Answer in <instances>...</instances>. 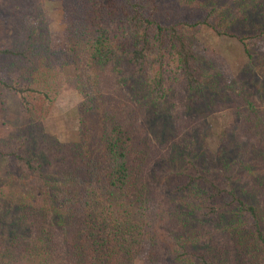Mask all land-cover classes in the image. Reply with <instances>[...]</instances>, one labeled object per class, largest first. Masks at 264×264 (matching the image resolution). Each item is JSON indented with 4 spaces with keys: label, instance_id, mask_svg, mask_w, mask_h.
<instances>
[{
    "label": "trees",
    "instance_id": "1",
    "mask_svg": "<svg viewBox=\"0 0 264 264\" xmlns=\"http://www.w3.org/2000/svg\"><path fill=\"white\" fill-rule=\"evenodd\" d=\"M61 1L69 46L64 52L59 51L57 58L64 61L49 63L44 57L43 64L34 65L31 56L43 45L48 32L42 22L16 25L11 32L13 46L0 49L2 66L16 71L18 76L8 81L0 78V87L13 89L21 99H25L22 98L25 94L37 93L41 100L47 101L52 100L54 85L59 82V86H66L80 96L78 141L59 143L37 131L30 139L28 130L33 133L37 130L31 122L28 130L25 126L20 128L19 135L11 136L10 141L0 140V156L10 158L17 165L14 168L24 172L26 185L16 198L21 200L22 211L14 219L10 231L13 235L6 248L12 251L17 247L22 253L17 258L23 264H134L137 259L142 264H191L188 258L195 256L205 261L203 256L209 254L211 243L207 241L202 247L199 232L190 236L187 232L188 222L198 217H181L175 227L177 231L165 229L166 233L157 234V224L173 217H153L157 207L152 201L154 191L148 172L153 155L149 139L140 130V113L132 109L127 97L117 104L103 100L105 90L100 91L101 73L96 66L119 56L115 45L132 62L149 64L145 67V85L154 92L163 88L157 67L166 54L171 58L170 65L186 69L188 84L200 92L204 86L194 76L197 71L202 70L205 78L217 84L215 78L224 76L225 71L216 68L211 74L203 64L200 68L190 67L197 54L179 31L178 20H186V14L204 11L203 21L210 24L209 17L219 15V22L214 19L211 24L220 33L217 23L230 24L225 10H217L216 0ZM114 27L121 29L117 40L112 33ZM50 57L48 54L47 58ZM60 62L74 64L75 74L60 76ZM213 62L209 64L214 67ZM243 98L250 108L248 98ZM255 115L259 118L258 130L264 132V110H256ZM23 130L26 141L22 138ZM219 156L225 172L230 171L225 153L221 151ZM18 176L14 179H19ZM201 179L210 183L205 176ZM204 184L196 181L195 188L204 190ZM9 192L14 196L17 186ZM4 224L0 217V237ZM192 226L191 232L198 230ZM221 237L224 250L230 242L226 235ZM232 239L245 262L264 264L260 243L237 235ZM205 262L211 264L209 259Z\"/></svg>",
    "mask_w": 264,
    "mask_h": 264
},
{
    "label": "rangeland",
    "instance_id": "2",
    "mask_svg": "<svg viewBox=\"0 0 264 264\" xmlns=\"http://www.w3.org/2000/svg\"><path fill=\"white\" fill-rule=\"evenodd\" d=\"M61 2L0 0V49L13 46L11 32L16 25L42 22L48 32H45L43 45L31 56L34 65L43 64L44 57L49 63L62 60L57 56L69 46V36ZM215 6L219 11L225 10L230 20L228 25L217 23L222 32H216L211 24L214 19L219 22L220 16L209 17V24L203 21L204 11L186 14V20H178V28L197 54L190 67L198 65L200 68L203 64L211 74L216 68L225 71L224 76L215 78L218 84L205 78L199 70L194 76L202 80L204 89L197 91L188 84L186 69L170 65L171 58L165 54L157 67L162 74L163 88L151 92L145 85V67L149 64L132 62L129 55L115 45L119 56L97 65L96 69L101 73L100 91L105 90L103 100L117 104L127 97L132 109L140 113V130L149 139L153 155L148 171L154 191L152 201L157 207L153 217H173L157 224V234L166 233L165 229L177 231L175 227L179 226L181 217H198L188 222L187 232L189 236L199 232L204 242L202 247L207 241L211 243L209 254L203 256L205 261L248 264L249 261L240 257L232 238L249 237L264 250L261 243L264 238V132L258 130L259 118L255 115L256 110H264V0H216ZM112 33L117 40L121 29L114 27ZM2 60L0 54V78L17 79V72L2 66ZM61 62L60 76L75 74L74 64ZM209 62H213L215 68ZM58 83L54 85L52 100L47 101L41 100L37 93L25 94L22 97L25 99H21L13 89L1 86L0 140L10 141L11 136L19 135L20 128L25 126L28 130L31 122L37 130L35 133L28 130L30 139L37 131L59 143L78 141L80 96ZM243 97L248 98L250 108ZM23 132L22 138L26 141ZM221 151L231 165L228 172L219 156ZM14 165L17 166L10 158L0 156V217L5 223L0 237V264H23L17 258V255L22 256L18 248L10 251L5 246L11 239L14 219L22 211L21 200L16 198L26 189L24 172ZM17 175L19 179L15 180ZM202 176L210 183L202 180ZM196 181H203L205 189L195 188ZM183 184L184 188L180 189ZM14 185L17 192L13 196L9 189ZM192 225L198 230L191 232ZM19 231L20 228L15 232ZM223 235L230 242L224 250L221 247ZM195 257L188 258L191 264H207ZM134 264L142 262L137 259Z\"/></svg>",
    "mask_w": 264,
    "mask_h": 264
}]
</instances>
